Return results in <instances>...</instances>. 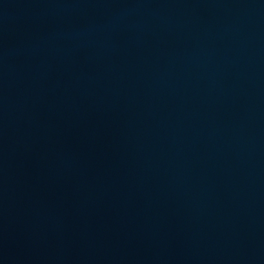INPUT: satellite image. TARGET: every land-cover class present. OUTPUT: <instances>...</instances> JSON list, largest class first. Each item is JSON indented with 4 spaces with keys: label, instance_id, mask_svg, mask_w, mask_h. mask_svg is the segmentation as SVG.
Returning <instances> with one entry per match:
<instances>
[{
    "label": "water",
    "instance_id": "water-1",
    "mask_svg": "<svg viewBox=\"0 0 264 264\" xmlns=\"http://www.w3.org/2000/svg\"><path fill=\"white\" fill-rule=\"evenodd\" d=\"M0 264H264V0H0Z\"/></svg>",
    "mask_w": 264,
    "mask_h": 264
}]
</instances>
